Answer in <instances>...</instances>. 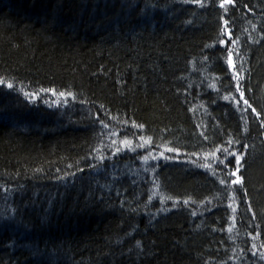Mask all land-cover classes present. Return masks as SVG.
I'll use <instances>...</instances> for the list:
<instances>
[{"label": "trees", "instance_id": "obj_1", "mask_svg": "<svg viewBox=\"0 0 264 264\" xmlns=\"http://www.w3.org/2000/svg\"><path fill=\"white\" fill-rule=\"evenodd\" d=\"M0 264H264V0H0Z\"/></svg>", "mask_w": 264, "mask_h": 264}, {"label": "snow or ice", "instance_id": "obj_2", "mask_svg": "<svg viewBox=\"0 0 264 264\" xmlns=\"http://www.w3.org/2000/svg\"><path fill=\"white\" fill-rule=\"evenodd\" d=\"M229 2H231V0H229ZM221 7H223V5H221ZM61 96H63L64 94L61 93ZM245 103H247V101H245ZM127 143V142H125ZM232 155H235V153H233ZM241 163V157L240 156H236V164L239 166ZM239 172V167L236 168V171L231 173L233 176H236V179L233 181L234 184L240 183V177L237 175V173Z\"/></svg>", "mask_w": 264, "mask_h": 264}]
</instances>
